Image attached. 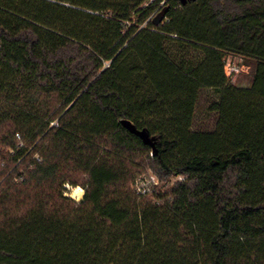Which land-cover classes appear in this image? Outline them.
Masks as SVG:
<instances>
[{
  "label": "trees",
  "instance_id": "obj_1",
  "mask_svg": "<svg viewBox=\"0 0 264 264\" xmlns=\"http://www.w3.org/2000/svg\"><path fill=\"white\" fill-rule=\"evenodd\" d=\"M0 264H264V0H0Z\"/></svg>",
  "mask_w": 264,
  "mask_h": 264
},
{
  "label": "rangeland",
  "instance_id": "obj_2",
  "mask_svg": "<svg viewBox=\"0 0 264 264\" xmlns=\"http://www.w3.org/2000/svg\"><path fill=\"white\" fill-rule=\"evenodd\" d=\"M161 3L163 4V1H161ZM229 65H234V66L239 68V70L234 73V76L231 77L230 81L232 83H237L239 85H247V84H249V82H250V68H249V66L245 65V63L243 62V60L241 58H239L237 56H233V55H227L226 56L225 65H224V72L227 75H229L228 74V66ZM206 91L204 92L205 94L208 92V91L207 92ZM204 104H205V101L202 98L201 101H200V107H199L201 114L199 113L197 115L198 116L197 117V121L199 122V124H204V123L207 122V124L211 125L212 120L207 118V117H205V112L202 111V108H203ZM144 175H152V176H154L155 174L152 173L151 171H149V172H147ZM159 185H160V183H159ZM75 188H78V190H82V194L79 197L81 199L82 196H83V193H84V190H83V188L81 186L72 187V186L68 185L67 186V191L65 192V194L68 197H70V198L74 197L75 199H77V197L75 195H73V193H74L73 190ZM79 198H78V200H80Z\"/></svg>",
  "mask_w": 264,
  "mask_h": 264
},
{
  "label": "water",
  "instance_id": "obj_3",
  "mask_svg": "<svg viewBox=\"0 0 264 264\" xmlns=\"http://www.w3.org/2000/svg\"><path fill=\"white\" fill-rule=\"evenodd\" d=\"M181 1L183 4H185L186 2L194 1V0H181ZM164 14H165V9H163L161 12L157 14V16L153 20V23L155 25L158 24L161 21ZM121 123L128 131L138 136L144 144L149 145L151 149L155 152V143H154L155 137L150 136L145 129L137 128L130 120L122 119Z\"/></svg>",
  "mask_w": 264,
  "mask_h": 264
},
{
  "label": "built area",
  "instance_id": "obj_4",
  "mask_svg": "<svg viewBox=\"0 0 264 264\" xmlns=\"http://www.w3.org/2000/svg\"><path fill=\"white\" fill-rule=\"evenodd\" d=\"M238 70H239L238 67L234 65H229L228 66L229 75L226 74L227 77L231 80V77H233L234 73L237 72ZM156 184H157V180L155 176H152V175L141 176L135 182V189L138 193H145L149 187H151L152 185H156ZM72 198L76 201H79L78 199H75L74 197Z\"/></svg>",
  "mask_w": 264,
  "mask_h": 264
},
{
  "label": "bare ground",
  "instance_id": "obj_5",
  "mask_svg": "<svg viewBox=\"0 0 264 264\" xmlns=\"http://www.w3.org/2000/svg\"><path fill=\"white\" fill-rule=\"evenodd\" d=\"M73 195H75L77 197V199L80 197V195L82 194V190H78V188H75L73 190ZM80 199V198H79Z\"/></svg>",
  "mask_w": 264,
  "mask_h": 264
}]
</instances>
